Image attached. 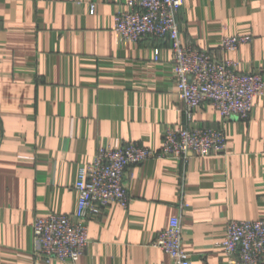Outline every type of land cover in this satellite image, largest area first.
Instances as JSON below:
<instances>
[{
	"label": "crops",
	"instance_id": "obj_1",
	"mask_svg": "<svg viewBox=\"0 0 264 264\" xmlns=\"http://www.w3.org/2000/svg\"><path fill=\"white\" fill-rule=\"evenodd\" d=\"M127 1L0 0V264H74L36 258L34 219L77 212L79 170L100 148L157 149L168 126L222 128L226 150L130 166L129 206L91 219L75 264H173L153 241L176 216L192 264H233L228 221L264 218V94L246 120L208 101L188 120L170 42L115 31ZM177 19L183 44L264 77V0H185ZM238 35L251 41L222 49Z\"/></svg>",
	"mask_w": 264,
	"mask_h": 264
},
{
	"label": "built area",
	"instance_id": "obj_2",
	"mask_svg": "<svg viewBox=\"0 0 264 264\" xmlns=\"http://www.w3.org/2000/svg\"><path fill=\"white\" fill-rule=\"evenodd\" d=\"M184 3L185 0H128L116 13L115 31L127 40L154 37L170 42L176 92L184 102L188 120L194 109L206 101L225 119H248L255 98L264 94L263 75L240 72L238 62L233 59L218 61L205 50L183 44L177 15ZM95 11L96 6L92 4L91 13ZM250 41L248 35L226 37L222 49L235 51L240 44ZM155 53L158 58V48ZM226 147L227 137L222 128L168 126L157 149L134 141L120 147L100 148L94 160L79 170L77 212L34 219L36 258L77 263L91 241V219L113 203L129 206L131 196L125 181L130 166L168 157L187 162L193 156L222 154ZM153 246L166 252L173 264H192L191 254L184 247L179 216L171 218ZM220 246L225 254L233 257V264H264V218L229 220Z\"/></svg>",
	"mask_w": 264,
	"mask_h": 264
}]
</instances>
